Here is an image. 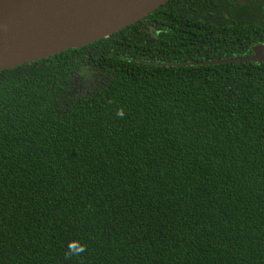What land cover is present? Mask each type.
I'll list each match as a JSON object with an SVG mask.
<instances>
[{
	"label": "trees",
	"instance_id": "trees-1",
	"mask_svg": "<svg viewBox=\"0 0 264 264\" xmlns=\"http://www.w3.org/2000/svg\"><path fill=\"white\" fill-rule=\"evenodd\" d=\"M245 1L0 70V264H264V63L165 64L252 54Z\"/></svg>",
	"mask_w": 264,
	"mask_h": 264
},
{
	"label": "water",
	"instance_id": "water-1",
	"mask_svg": "<svg viewBox=\"0 0 264 264\" xmlns=\"http://www.w3.org/2000/svg\"><path fill=\"white\" fill-rule=\"evenodd\" d=\"M165 1L0 0V70L94 42L135 23ZM251 51L250 55L165 64L264 63L263 43L253 45Z\"/></svg>",
	"mask_w": 264,
	"mask_h": 264
},
{
	"label": "clouds",
	"instance_id": "clouds-1",
	"mask_svg": "<svg viewBox=\"0 0 264 264\" xmlns=\"http://www.w3.org/2000/svg\"><path fill=\"white\" fill-rule=\"evenodd\" d=\"M117 115L118 116H122L123 115V112L122 111H118L117 112ZM81 251H82V248L81 247H77V248H74V249H70V253L71 254H77V253H79Z\"/></svg>",
	"mask_w": 264,
	"mask_h": 264
},
{
	"label": "rangeland",
	"instance_id": "rangeland-1",
	"mask_svg": "<svg viewBox=\"0 0 264 264\" xmlns=\"http://www.w3.org/2000/svg\"><path fill=\"white\" fill-rule=\"evenodd\" d=\"M94 77H95V78H98V75H97V76H94ZM92 81H93V80H91V82H92ZM76 87L79 88V84H78V83L76 84ZM90 87H92L91 84H90ZM87 88H88V83H86V85L83 87L82 90L84 91V90H86Z\"/></svg>",
	"mask_w": 264,
	"mask_h": 264
},
{
	"label": "flooded vegetation",
	"instance_id": "flooded-vegetation-1",
	"mask_svg": "<svg viewBox=\"0 0 264 264\" xmlns=\"http://www.w3.org/2000/svg\"><path fill=\"white\" fill-rule=\"evenodd\" d=\"M264 44V43H263Z\"/></svg>",
	"mask_w": 264,
	"mask_h": 264
}]
</instances>
